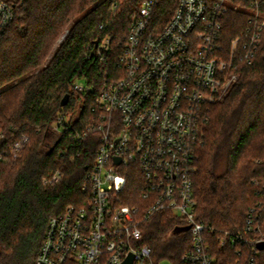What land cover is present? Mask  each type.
Segmentation results:
<instances>
[{
    "label": "trees",
    "instance_id": "trees-1",
    "mask_svg": "<svg viewBox=\"0 0 264 264\" xmlns=\"http://www.w3.org/2000/svg\"><path fill=\"white\" fill-rule=\"evenodd\" d=\"M144 1L10 0L15 19L0 41V154L22 134L29 141L18 157L0 159V264H34L50 217L89 199L90 190L83 185L96 158L98 135L92 133L81 142L70 137L89 121L101 83L122 71V43ZM176 4L161 0L159 23L170 20ZM241 5L249 3L241 0ZM250 18L246 9L229 11L221 36L225 47L236 35L247 33ZM106 38L110 46L101 59L97 50ZM236 68L238 80L223 99L203 107L199 121L197 216L214 229L206 236L215 264H250L252 257L255 264H264V249L254 255L249 242H220L226 231L247 239L264 236V30L253 61H237ZM76 80L92 84L95 93H76ZM66 94L70 98L62 106ZM82 98L83 109L71 129L56 137L50 124ZM56 172L62 173L59 182H45ZM137 178H130L124 194L127 204H142ZM249 214L256 220L251 231ZM184 226L185 221L170 211L145 221L143 242L151 246L156 263L191 264L182 260L190 247V231H175Z\"/></svg>",
    "mask_w": 264,
    "mask_h": 264
},
{
    "label": "built area",
    "instance_id": "built-area-1",
    "mask_svg": "<svg viewBox=\"0 0 264 264\" xmlns=\"http://www.w3.org/2000/svg\"><path fill=\"white\" fill-rule=\"evenodd\" d=\"M243 1L249 5H241V0H177L165 24L157 17L161 0L142 3L122 43V71L101 83L89 121L70 137L81 142L92 133L98 135L96 158L83 185L90 190L89 199L50 217L34 264H122L130 253L133 264H168L156 263L151 246L143 242L145 221L160 211L173 212L189 226L184 262L216 263L206 236L214 229L197 216L199 121L203 107L223 99L240 77L237 61L251 63L261 45L264 0ZM14 7L0 0V41L15 19ZM231 9L248 10L251 26L225 47L221 36ZM109 46L110 38L104 39L97 53L101 56ZM73 89L81 95L96 90L82 80H76ZM83 99L50 124L56 137L71 129ZM28 141L22 134L0 159L18 157ZM61 176L56 172L45 182H59ZM134 176L140 178L142 204L125 202ZM247 224L248 231L255 230L252 214ZM241 241L251 243L255 255L264 238L247 239L228 231L220 237L222 245ZM250 264H255L254 257Z\"/></svg>",
    "mask_w": 264,
    "mask_h": 264
},
{
    "label": "water",
    "instance_id": "water-1",
    "mask_svg": "<svg viewBox=\"0 0 264 264\" xmlns=\"http://www.w3.org/2000/svg\"><path fill=\"white\" fill-rule=\"evenodd\" d=\"M69 98H70V95H69V94H66V95L63 97L62 101H61V105H62V106H65V105L68 103ZM116 161H117V162H120L121 159L118 157V158H116ZM188 229H189V226L177 227V228L175 229V231H176V232H179V231H184V230H188ZM257 248H258L259 250H263V249H264V241L258 243ZM133 262H134V255H133V253H130V254L126 257V259L123 261L122 264H133Z\"/></svg>",
    "mask_w": 264,
    "mask_h": 264
},
{
    "label": "rangeland",
    "instance_id": "rangeland-1",
    "mask_svg": "<svg viewBox=\"0 0 264 264\" xmlns=\"http://www.w3.org/2000/svg\"><path fill=\"white\" fill-rule=\"evenodd\" d=\"M8 1H10V0H8ZM67 33H68V29L65 30V31H64V32H63V33L57 38L56 43H55V45H54V48H56V47L58 46V44H60V43L65 39ZM261 237L264 238V236H261Z\"/></svg>",
    "mask_w": 264,
    "mask_h": 264
}]
</instances>
